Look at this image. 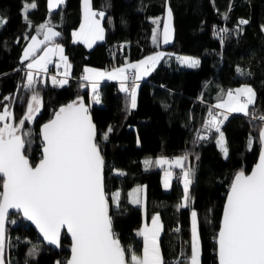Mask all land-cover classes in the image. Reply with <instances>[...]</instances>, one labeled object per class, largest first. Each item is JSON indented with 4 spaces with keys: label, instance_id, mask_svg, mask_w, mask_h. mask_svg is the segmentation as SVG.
Here are the masks:
<instances>
[{
    "label": "trees",
    "instance_id": "trees-1",
    "mask_svg": "<svg viewBox=\"0 0 264 264\" xmlns=\"http://www.w3.org/2000/svg\"><path fill=\"white\" fill-rule=\"evenodd\" d=\"M32 2L37 7L29 11V26L22 15L25 0H0V21H6L0 27V111L4 105L12 103L4 97L15 96L14 120L24 115L31 91L18 87L25 82L27 63H21V56L40 24L50 20L55 25L61 33L55 42L64 47L71 64L68 83L63 86H54L52 76L47 73L41 72L36 78L41 110L31 123L24 125V130L31 133L27 155L32 164L41 155L40 124L58 107L75 99L82 100L98 133L102 134L109 126L113 129L107 141L99 142L110 203L113 191L120 192L119 207L112 206L110 215L113 230L122 245L131 246L137 254L142 252L143 240L137 235L142 211L139 204L131 201L136 197L133 190L145 184L146 217L149 219L154 213L160 217L159 243L164 260L173 264V259L182 252L191 255V211L194 209L198 213L201 264H217L215 236L227 189L237 171L247 172L254 164L259 143L253 139L250 150L248 141L250 136L258 137L261 125L242 113L228 114L221 125L228 148L227 159L216 144L219 134L214 130L204 133L209 135L207 140L197 143L195 138L222 90L226 93L242 84L250 85L256 92V112L264 114V0H91L95 10L106 14L101 21L104 39L91 48L74 43L72 38V31L80 22L81 0H65L51 13L47 0H27V3ZM165 5L173 12L175 39L170 46L162 48L160 40L153 43L152 33L153 20L159 18L161 27ZM224 13H228L227 20ZM240 19L249 23L240 25L238 31ZM220 28L229 29L223 40L214 35ZM158 49L170 55L138 82L135 109L128 111L126 94L113 81L100 82L102 102L90 104L89 86L81 79L85 66L110 68L138 60ZM180 54L194 56L200 60V65L196 68L182 66L176 59ZM238 67L250 75L238 74ZM53 69L48 67V71ZM186 153L185 167L193 169L191 200L188 208L177 211L183 197L180 181L174 176L170 188L165 190L161 180L163 167L152 166L145 170L143 162L149 158L155 161L158 156L172 158ZM113 169L125 175L118 176ZM173 169L176 174L180 173L179 168ZM33 245L38 251L29 255ZM69 254L70 239L65 232L61 234L60 247L54 249L41 240L19 213L9 214L4 251L6 264L66 263Z\"/></svg>",
    "mask_w": 264,
    "mask_h": 264
},
{
    "label": "snow or ice",
    "instance_id": "snow-or-ice-1",
    "mask_svg": "<svg viewBox=\"0 0 264 264\" xmlns=\"http://www.w3.org/2000/svg\"><path fill=\"white\" fill-rule=\"evenodd\" d=\"M64 2L65 0H48L49 12L62 6ZM36 7L35 2L27 3V0L23 4L22 15L29 26V11ZM82 12L80 28L72 34L73 42L83 43L91 48L98 40L104 39L101 21L106 14L103 10H94L91 0H82ZM166 13L162 33L164 44H168L173 35V12L170 7L166 8ZM224 19H228V13H224ZM4 23L6 21H0V27ZM153 23L159 25V18L153 20ZM248 23V20L240 19L237 30H241L240 25ZM228 32L229 29L220 28L214 31V35L223 40L224 34ZM40 35H43V39L37 38ZM60 35L50 20L36 28V35L31 36L21 56L22 64L28 62L25 64V82L18 87L32 93L28 98L25 114L17 123H8L6 121L13 118L10 105H4L0 112V264H6L5 222L10 210L22 213L25 219L36 226L44 241L56 247H60L61 229L66 228L72 240L71 257L66 264H168L161 254L159 237L162 225L158 214L152 216L151 227L145 226L137 232L143 239L141 254H137L131 246L125 248L114 232L110 208L119 207L120 192L112 194L110 203L105 190V161L99 142L101 139L107 141L113 129L109 126L102 134L98 133L89 109L82 100L60 107L54 117L42 125V150L35 165L27 155L31 147V133L24 130V125L26 122L31 123L41 110L36 78L41 72L48 71L47 65L52 63L51 56L58 55L65 68L64 78L52 77L53 85L63 86L68 83L71 64L64 55L63 47L55 43ZM159 36V29L154 28V44L158 42ZM41 45L45 47L42 54L37 55ZM166 55L170 54L156 52L137 63H126L125 67L114 68L111 72L86 68L85 73L91 75L86 74L81 79L89 81L95 104L102 102L99 81L119 80L120 91L126 94L127 109L131 112L137 107L138 82L149 75ZM176 59L188 68L200 65V60L193 57L178 56ZM236 71L242 76L250 75L239 67ZM16 99L15 96L4 97L5 101L14 102ZM255 102L256 92L250 85L244 84L236 89H229L226 93L222 90L217 103L210 106L208 118L195 138L197 143L207 140L209 135L204 133L210 134L214 130L219 134L216 144L227 159L228 148L221 125L228 119V114L242 113L253 121L258 120L261 125L258 137L250 136L248 141L250 150L253 139L259 143V162L250 174H246L243 169L237 171L229 186L215 236L218 264H264V114H257ZM139 143L137 138V144ZM187 159L186 153L171 161L159 157L155 161L149 158L143 162L145 170L164 165L181 170L175 175L183 186V197L177 205V211L190 206L193 169L185 167ZM113 171L118 176L125 175L119 169ZM173 177L174 173L166 169V189L171 186ZM133 191L136 197L131 202L141 204V189L138 187ZM132 195L129 193V196ZM37 251V246L33 245L29 255H34ZM57 264L65 262L57 261ZM173 264H201L198 213L194 209L191 211V255L187 256L182 252Z\"/></svg>",
    "mask_w": 264,
    "mask_h": 264
},
{
    "label": "crops",
    "instance_id": "crops-1",
    "mask_svg": "<svg viewBox=\"0 0 264 264\" xmlns=\"http://www.w3.org/2000/svg\"><path fill=\"white\" fill-rule=\"evenodd\" d=\"M47 4H48V0H47ZM80 7H81V16H80V22H79V24H78V26L72 31V34H73V32L74 31H78L79 30V28H80V24H81V22H82V19H83V12H82V0H81V3H80ZM95 10V9H94ZM102 24V23H101ZM103 27V26H102ZM104 33H105V31H104ZM38 39H43V35H40V36H38L37 37ZM72 38H73V35H72ZM99 41V40H98ZM28 42H30V41H28ZM56 43V42H55ZM27 44H29V43H27ZM26 44V45H27ZM60 44V43H59ZM61 45V44H60ZM51 45H49V47H50ZM62 46V45H61ZM45 46L44 45H41L40 46V48L38 49V51H37V55H40V54H42V52H43V48H44ZM63 47V46H62ZM26 48V46L24 47V49ZM24 49H23V51H24ZM63 49H64V47H63ZM155 52V51H154ZM159 52H161V51H159ZM64 55L66 56V54H65V52H64ZM150 55H154L153 54V52H151V53H148V54H146V55H144L143 57H141L140 59H138V60H135V61H132V62H125V63H122V64H120V65H118V66H113V67H110V68H97V67H88V66H85L84 67V71H83V73H82V77L84 76V75H91L90 73H85V69L86 68H89V69H94V68H97V69H94V70H96V71H104V72H111L114 68H117V67H125L126 66V63H137V62H139L140 60H142V59H144V58H146V57H148V56H150ZM67 57V56H66ZM51 58V60H52V63H49L48 65H47V68L48 67H54V69H56V68H59V77L60 78H62V74L64 73V71H65V68H64V65H63V63L60 61V58H59V56L58 55H54V56H51L50 57ZM28 62V61H27ZM68 62H69V60H68ZM70 63V62H69ZM57 64H59L60 66L59 67H57ZM135 71V70H134ZM70 74H71V69H70ZM70 76V75H69ZM145 78V77H144ZM143 78V79H144ZM58 79V78H57ZM143 79H141V80H143ZM102 81H113V82H116L117 84H118V87L120 88V86H119V84H120V81L119 80H108V79H104V80H100L99 81V83L100 82H102ZM242 85H244V84H242ZM241 86V85H240ZM240 86H237V87H235V88H233V89H236V88H238V87H240ZM217 103V102H216ZM176 157H178V156H176ZM173 158H175V157H172V159ZM168 159V158H167ZM171 159V160H172ZM174 168V167H173ZM177 171V170H176ZM181 170H179V172H180ZM141 190H142V186H140L139 187ZM116 191H119V190H114L113 191V193H115ZM112 193V194H113ZM141 193V191L139 192V194ZM145 203H146V201H145ZM140 205V208H141V211H142V223H141V225H140V227H139V230L141 229V228H143V227H145V226H148V227H150V224H151V220H152V216L154 215V214H156V213H154V214H152L151 215V217L148 219L147 217H146V204H145V212H143V199H141V204H139ZM143 240V239H142ZM142 249H143V246H142ZM142 253V252H141Z\"/></svg>",
    "mask_w": 264,
    "mask_h": 264
},
{
    "label": "water",
    "instance_id": "water-1",
    "mask_svg": "<svg viewBox=\"0 0 264 264\" xmlns=\"http://www.w3.org/2000/svg\"><path fill=\"white\" fill-rule=\"evenodd\" d=\"M168 7H169V5H165L164 11H163V16H162L161 27H160V36H159V37H160V45H161L162 48H166V47L170 46V45L174 42V39H175L174 19L172 18V29H173L172 39H171V41H170L168 44H164V43H163V35H162V33H163L164 21H165L166 16H167L166 8H168ZM78 101H79V100H78ZM64 106H66V105H64ZM13 107H14V102L12 101L11 106H10L12 113H13ZM60 107H62V106H60ZM60 107H58V109H57L56 111H58ZM56 111H55V112H56ZM55 112L51 115L50 118H48L47 120H45L44 122H42V123L40 124V126H39V136H40V140H41L40 131H41V127H42V125L45 124V123H47L50 119H52V118L54 117V115H55ZM89 115H90V113H89ZM90 116H91V115H90ZM91 119H92V118H91ZM12 121H13V118L10 119V120H8L7 122H8V123H12ZM258 134H259V132H258ZM41 150H42V140H41L40 151H41ZM259 153H260V145H259V150H258L257 158H256L254 164L251 166V168H250L247 172H245L246 174H250L251 171H252V169H253V168L255 167V165L259 162ZM38 161H39V160H38ZM38 161H37V162H38ZM37 162H36V163H37ZM33 165H35V163H34ZM234 175H235V174H234ZM233 177H234V176H233ZM233 177H232V179H233ZM232 179H231V181H232ZM230 184H231V182H230ZM229 186H230V185H229ZM228 190H229V187H228V189H227V193H228ZM227 193H226V197H227ZM226 197H225L224 203H225V201H226ZM224 203H223V206H224ZM12 212H13V213H18V212H16L15 210H10V213H12ZM222 213H223V207H222V212H221L220 221H221V218H222ZM19 214L21 215L22 219H23L26 223H28L29 225H31V226L35 229V231L39 234L41 240H42L46 245H49V246H51V247L54 248V249H57V248H58V247H56V246H54V245H50V244H48L46 241H44L43 236L40 234V232H39V230L36 228V226H35L31 221H28L27 219H25V218L23 217L22 213H19ZM7 220H8V217H7L6 222H5V228H6V225H7ZM219 225H220V222H219ZM218 229H219V228H218ZM63 232H65V233L67 234V236L69 237V239H70V254H69V257L67 258V259H69V258L71 257V244H72V240H71V236H70V234L67 232L66 228L61 229V234H62ZM217 232H218V231H217ZM215 251H216V248H215ZM216 260H217V264H218L217 255H216ZM66 261H67V260H66ZM65 264H66V263H65Z\"/></svg>",
    "mask_w": 264,
    "mask_h": 264
},
{
    "label": "rangeland",
    "instance_id": "rangeland-1",
    "mask_svg": "<svg viewBox=\"0 0 264 264\" xmlns=\"http://www.w3.org/2000/svg\"><path fill=\"white\" fill-rule=\"evenodd\" d=\"M154 28H158L159 29V32H160V27H159V25H157V24H155L154 25ZM55 30H56V28H55ZM57 31V30H56ZM152 35H153V33H152ZM160 38V37H159ZM160 39H158V41H159ZM30 41V40H29ZM29 43V42H28ZM26 47L28 46V44L27 45H25ZM159 51H161V52H163V53H165V50L164 49H158V50H156L155 52H153V54H155L156 52H159ZM179 56H188V57H193V58H195L194 56H191V55H186V54H180ZM88 67H93V66H88ZM94 69H97V68H94ZM132 71H134V70H132ZM58 78V77H57ZM62 78H64L63 77V74H62ZM61 78V79H62ZM58 79H60V78H58ZM87 82V84H88V86H89V90H90V104H93L94 102H93V100H92V89H91V86H90V83H89V81H86ZM119 86H120V84H119ZM32 95V93L30 94V96ZM29 96V97H30ZM39 96H40V94H39ZM41 99V98H40ZM78 100H80V99H75V101H78ZM26 107H27V105H26ZM3 111V110H2ZM2 111H0V112H2ZM25 111H26V109H25ZM217 111H223V110H217ZM24 114H25V112H24ZM37 115V114H36ZM24 116V115H23ZM19 121V120H18ZM18 121H15L14 120V116H13V121H12V123H17ZM7 122V121H6ZM0 126H2V123H0ZM159 157H165V158H167V156L166 155H164V156H158V158ZM173 157H176V156H173ZM171 161V160H170ZM166 169H168V170H171L173 173H174V176H175V174H176V172L174 171V169H173V167H170V165H164L163 166V168H162V171H161V180H162V186H163V188L166 190V188H165V186H164V180H165V170ZM170 188V187H169ZM168 189V188H167ZM136 194V193H135ZM139 196H140V199H143V212H145V201H146V196H145V184H143L142 185V190H141V193L139 194ZM146 215V214H145ZM154 215H157V213L156 214H154ZM152 221V220H151ZM160 223H161V220H160ZM151 225H152V222H151V224H150V227H151ZM161 225H162V223H161Z\"/></svg>",
    "mask_w": 264,
    "mask_h": 264
},
{
    "label": "built area",
    "instance_id": "built-area-1",
    "mask_svg": "<svg viewBox=\"0 0 264 264\" xmlns=\"http://www.w3.org/2000/svg\"><path fill=\"white\" fill-rule=\"evenodd\" d=\"M42 73H45V72H42ZM46 73L49 74V75H51L52 77H53V76H56V77H58V78L61 77V76L59 77V74H58V73H59V68L53 69V71H47ZM215 111H217V110H215ZM168 159L171 160L172 158H171V157H168ZM176 258H177V257H175V258L173 259V261H175Z\"/></svg>",
    "mask_w": 264,
    "mask_h": 264
}]
</instances>
